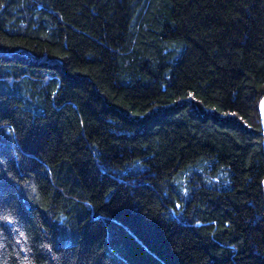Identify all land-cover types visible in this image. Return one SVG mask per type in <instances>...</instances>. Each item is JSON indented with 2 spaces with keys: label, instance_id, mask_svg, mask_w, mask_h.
I'll return each mask as SVG.
<instances>
[{
  "label": "trees",
  "instance_id": "1",
  "mask_svg": "<svg viewBox=\"0 0 264 264\" xmlns=\"http://www.w3.org/2000/svg\"><path fill=\"white\" fill-rule=\"evenodd\" d=\"M263 99L264 0H0V264H264Z\"/></svg>",
  "mask_w": 264,
  "mask_h": 264
},
{
  "label": "rangeland",
  "instance_id": "2",
  "mask_svg": "<svg viewBox=\"0 0 264 264\" xmlns=\"http://www.w3.org/2000/svg\"><path fill=\"white\" fill-rule=\"evenodd\" d=\"M210 165L208 159H201L198 162L187 166L185 169L180 170L174 177L173 183L174 186L180 190L186 191V184L191 180L194 174H203L208 173L207 166Z\"/></svg>",
  "mask_w": 264,
  "mask_h": 264
},
{
  "label": "water",
  "instance_id": "3",
  "mask_svg": "<svg viewBox=\"0 0 264 264\" xmlns=\"http://www.w3.org/2000/svg\"><path fill=\"white\" fill-rule=\"evenodd\" d=\"M259 114H260V119H261V127H262V136L264 138V99L261 101L260 106H259ZM263 145H264V140H263ZM263 186H264V181H263Z\"/></svg>",
  "mask_w": 264,
  "mask_h": 264
}]
</instances>
